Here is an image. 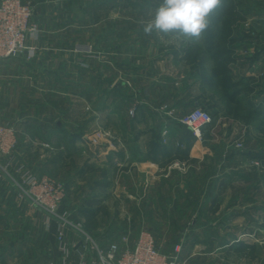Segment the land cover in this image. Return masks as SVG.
I'll list each match as a JSON object with an SVG mask.
<instances>
[{"label":"crops","instance_id":"0c3cea01","mask_svg":"<svg viewBox=\"0 0 264 264\" xmlns=\"http://www.w3.org/2000/svg\"><path fill=\"white\" fill-rule=\"evenodd\" d=\"M23 2L33 8L32 21L38 28V36L29 43L37 50L29 61L23 56L0 60V124L15 127V139H35L43 145L39 147L42 152L46 151L44 144L52 145L49 140L69 138L77 147L84 139L94 149V165L105 169L118 167V170L123 165V171H137L146 185L147 179H154L157 171L163 170V163L165 170L172 162L186 164L199 156L230 154L233 150V141H229L231 120L215 112L220 106L226 108L228 103L235 105L229 95L238 90L244 92L249 86L253 90L247 96L241 92L236 97L245 99L242 105L246 109L248 102L252 107L264 108V98L258 101L250 98L254 91L247 80L250 76L234 78L232 65L238 57L235 54L238 46L231 61L220 72L216 70L214 53L198 49H204L202 36L192 41L175 35L162 37L155 32L151 35L143 32L141 22L149 18L160 0ZM240 8L237 9L247 10ZM243 16L240 22L250 17ZM257 20L264 22V14ZM232 30L234 37L233 26ZM87 43L93 46L96 57H87L72 49L74 45ZM194 47L197 51L189 50ZM262 50L255 56L259 57ZM214 89L221 92V101L203 102L209 91L210 99L215 101ZM101 92L106 94L102 101L104 93ZM59 93L67 97L61 100L63 108L51 102ZM196 107L204 108L212 116V122L199 129V137L178 122L181 115ZM131 108L134 114L129 116ZM82 110L94 123L105 116L108 122L120 128L121 136L110 133L113 141L109 145L100 140L90 142L81 132L83 119L77 112ZM31 125L36 127L34 133L20 131ZM49 128H53L52 134ZM17 150L18 143L7 167V172H16V175L22 166ZM177 155L186 159H172ZM168 159H171L169 163ZM7 161L0 157V166H5ZM1 171L0 167V204L14 205L19 202L16 188ZM34 213L35 209L30 206V216ZM3 214L0 210V215ZM58 227L56 221L44 219L43 223L30 228V264L73 262V251L80 237L73 230H65V244L72 251L67 257L59 249Z\"/></svg>","mask_w":264,"mask_h":264},{"label":"rangeland","instance_id":"374dc122","mask_svg":"<svg viewBox=\"0 0 264 264\" xmlns=\"http://www.w3.org/2000/svg\"><path fill=\"white\" fill-rule=\"evenodd\" d=\"M234 1L240 2L250 17L246 22H231L238 46L232 71L236 80L242 76L254 78V91L249 97L258 101L264 98V52L259 57L255 55L264 49V22L257 17L264 14V0ZM72 49L96 57L91 44L74 45ZM219 89L212 91L215 101L210 99L209 91L203 102H220ZM101 93L104 94L100 101L106 96ZM66 98L59 93L51 102L63 108L61 100ZM242 104L228 103L226 108L220 106L215 110L217 116L225 115L231 120L230 154L199 156L186 164L172 162L166 171L163 163V170H158L154 179H147L146 185L137 171H123V165L119 170L94 165V149L84 139L77 147L69 138L49 140L52 145L44 144L46 151L42 152L39 147L43 145L35 139L16 137L22 166L17 175L7 169L6 173L1 172L8 180V174L17 180L25 171L62 184L65 196L61 210L100 246L110 242L121 244L125 236L131 245L143 229L151 233L162 253H171L178 246L179 264H264V165L247 153L264 151V111L257 116ZM79 112L83 119L81 132L87 139L109 145L113 141L111 134L121 136L120 128L105 116L94 123L86 111ZM128 115L131 116L129 111ZM21 129L34 133L36 127ZM49 132L52 134L53 128ZM236 142L241 144L239 148L235 147ZM89 167L93 171H88ZM97 180L109 184L102 193L89 191L90 184ZM16 191L19 202L0 204L4 213L0 215V264H30V228L44 219L55 221L33 206L35 213L30 216V201L19 197ZM93 194H101L104 209L86 224L83 200Z\"/></svg>","mask_w":264,"mask_h":264},{"label":"built area","instance_id":"2783aa9c","mask_svg":"<svg viewBox=\"0 0 264 264\" xmlns=\"http://www.w3.org/2000/svg\"><path fill=\"white\" fill-rule=\"evenodd\" d=\"M32 18L33 8L30 3L22 0H0V60L23 56L29 61L35 56L37 48L29 41L37 38L38 28ZM133 112L134 108H131L129 114L132 116ZM178 122L190 128L195 137H199V129L211 123V116L203 108L196 107L181 115ZM89 141L95 143L93 140ZM15 144L14 127L0 124V157L8 160L5 166L0 167L5 173ZM240 146L239 142L235 143L236 148ZM8 176L18 190L19 197L27 198L31 206L42 210L58 223L56 238L60 244L59 249L65 256L70 255V247L65 244V230H73L78 234L80 245L73 251L75 257H72L71 264H179L178 246L171 253H162L157 250L151 233L143 229L137 233L131 245L128 244L126 236L121 244L110 242L106 246L98 245L79 224L69 219L65 210H61L65 196L62 184L45 177L37 178L25 171L19 174L17 180L9 174ZM44 264L56 263L47 261Z\"/></svg>","mask_w":264,"mask_h":264},{"label":"trees","instance_id":"16d2710c","mask_svg":"<svg viewBox=\"0 0 264 264\" xmlns=\"http://www.w3.org/2000/svg\"><path fill=\"white\" fill-rule=\"evenodd\" d=\"M241 4L240 2H235L234 0H221V4L217 7V9L214 11V13L211 16V23L209 28L202 34V39L204 41V49L198 48L203 52L209 51L214 53L215 62L217 63L216 70L217 71H224L225 64H228V62L231 61V56L234 54L235 47L237 46L235 39L232 36V24L231 22H236L237 20L242 19L246 13L244 11V14L242 13L240 8ZM240 8V9H237ZM190 51H197V47H194L193 49H189ZM190 53L187 55L189 59ZM191 56V55H190ZM252 61L253 57L250 58ZM203 59H201V63H203ZM247 80H249L248 83L254 82V78L249 77ZM250 83V84H251ZM252 85V84H251ZM232 86V85H231ZM253 87V86H252ZM244 92L242 91H236L235 93L229 95V99L235 101V104H242L245 99H238L236 96L239 95L241 92L245 93V96L250 93V91L253 90L251 87L244 88ZM248 102V101H247ZM247 110L250 111L252 114H255L259 116L261 114V111H264V108L260 106H251L250 102L247 103ZM246 107V106H245ZM204 109V108H203ZM211 116V114H210ZM212 118V116H211ZM249 154H252V156H256L258 159H260L261 164L264 165V151L259 152H247ZM172 159L183 161L186 159L185 156H174ZM171 159L167 160V163H169ZM191 162H194V160H190ZM88 171H93L91 167L88 168ZM105 174L102 175L104 177ZM108 183L105 181H94L90 184L89 191H100L102 193L105 191V189L108 188ZM103 198L101 194L99 195H91L88 198H85L83 200V205L85 207V210L82 211L83 217L86 220H89V218H96L98 214L102 212L104 209V206L101 205L103 202Z\"/></svg>","mask_w":264,"mask_h":264},{"label":"clouds","instance_id":"9594fccd","mask_svg":"<svg viewBox=\"0 0 264 264\" xmlns=\"http://www.w3.org/2000/svg\"><path fill=\"white\" fill-rule=\"evenodd\" d=\"M220 4L221 0H160L149 18L141 22L143 32L197 41L209 28L211 16Z\"/></svg>","mask_w":264,"mask_h":264},{"label":"water","instance_id":"95a60500","mask_svg":"<svg viewBox=\"0 0 264 264\" xmlns=\"http://www.w3.org/2000/svg\"><path fill=\"white\" fill-rule=\"evenodd\" d=\"M80 245V242L76 245L75 249Z\"/></svg>","mask_w":264,"mask_h":264}]
</instances>
